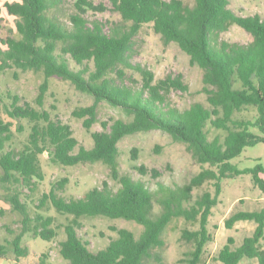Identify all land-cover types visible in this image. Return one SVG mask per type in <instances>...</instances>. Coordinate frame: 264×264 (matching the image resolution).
<instances>
[{"label": "trees", "instance_id": "16d2710c", "mask_svg": "<svg viewBox=\"0 0 264 264\" xmlns=\"http://www.w3.org/2000/svg\"><path fill=\"white\" fill-rule=\"evenodd\" d=\"M120 20L106 29L97 20H88L86 13L104 11L102 3L92 0H72L71 10L65 12L64 0L5 1L3 7L15 17L16 35L0 36V71L15 69L43 74L36 101L43 104L48 79L59 76L90 94L94 102L73 111L83 118V127L93 144L86 148L79 143L69 123L53 118L44 108L38 109L18 94H10L11 102L4 108L9 118L30 121L29 138L19 151L7 149L12 138L11 120L0 118V187L2 199L21 215V231L12 240L16 256L28 254L21 237L33 232L50 241L57 235L54 217L36 213L32 218L21 199L23 189L32 191L43 179L38 158L46 154L52 162L76 165L101 161L116 182L114 189L103 180L101 187L89 190L83 198L67 200L57 192L66 179L55 184L39 199L38 208L49 202L58 212L67 214L63 224L65 238L58 242L60 255L69 264H162L155 251L164 245L161 237L174 217L197 222V229L184 228L181 237L191 244L175 264H204L206 244L212 236L208 220L217 204L220 181L241 174H250L264 192V165L239 168L231 159L239 156L246 146L264 143V17L242 14L231 6L230 0H109ZM144 24H151L163 43L176 42L188 54L189 61L202 69V90L206 102H195L180 110L172 106L168 96L176 89H186L181 74L155 78L153 71L133 64L130 51L133 37ZM237 25L251 40L229 41L220 33ZM139 73V85L124 81L125 69ZM118 78V79H116ZM120 80V81H117ZM100 101L131 114V119L102 122V130L91 131L97 120L96 106ZM253 110L246 118L243 110ZM19 124L17 130H22ZM159 128L178 141L186 143L200 170L182 184L171 186L157 181L151 188L141 179L120 171L118 142L127 134ZM211 130H217L211 134ZM131 160H137L132 149ZM141 175H160L155 168L142 163L133 164ZM213 181L212 194L204 190L193 198L194 191ZM1 198V195H0ZM158 203L160 212L154 211ZM6 208L0 207V220ZM104 216L110 219L132 220L143 226L138 236L125 227L111 225L116 233L103 248L91 250L78 234L81 219ZM255 223L251 235L239 246L232 247L234 238L215 255L219 264H237L242 258L256 259L264 264V206L259 210H237L224 219L226 228L237 221ZM29 222H38L34 229ZM0 245V254H3ZM35 264H49V254L43 252Z\"/></svg>", "mask_w": 264, "mask_h": 264}, {"label": "rangeland", "instance_id": "374dc122", "mask_svg": "<svg viewBox=\"0 0 264 264\" xmlns=\"http://www.w3.org/2000/svg\"><path fill=\"white\" fill-rule=\"evenodd\" d=\"M5 1L0 0V36L16 35L15 17L9 15L4 7ZM95 4L102 3L104 11L86 13L88 20L97 19L106 25V29L114 22L120 20V15L113 9L109 0H92ZM231 6L242 14H259L264 17V0H230ZM65 12L71 10L72 0H64ZM220 38L229 41L247 42L251 36L239 26L233 24L220 33ZM130 60L133 64L139 63L153 71L155 78H164L167 75L176 76L181 74L186 84V89H176L168 96L172 106L183 110L195 102H206V94L202 90V69L189 61V56L176 42L163 43L160 35L156 33L151 24H144L139 32L133 37V45L130 51ZM41 72L17 71L5 69L0 71V118L11 120L12 138L6 144L7 149L19 151L27 143L30 133L31 122L28 120L11 119L8 117L4 104H9L11 99L7 96L18 94L22 101L29 102L32 106L47 109L53 118L69 123L79 143L90 148L93 144L89 132L83 127V118H77L73 111L79 107L93 104V97L77 89L69 80L59 76H51L48 79V88L40 106L36 101L39 85L43 81ZM118 79V78H116ZM125 83L139 85V73L131 68L125 69ZM120 81V80H117ZM97 120L92 124L91 131L102 130V122L113 119L128 121L131 114L116 108L106 101H100L96 106ZM246 118L253 117V110H243ZM19 124L22 130H17ZM217 130H211L214 134ZM120 171L128 173L135 179H141L151 188L156 187V182L161 181L167 185L176 186L186 183L190 177L200 170L201 166L193 159L186 143L175 140L170 133L159 128L137 131L125 135L119 142ZM132 149L137 151V160H131ZM231 162L239 168L253 167L257 163L264 165V143H256L246 146L241 154ZM38 163L43 174V179L37 183L32 191L24 188L21 199L28 207L30 216L36 213L44 216L54 217L53 226L57 235L50 241L42 240L33 232H26L21 237V245L27 247L28 254L19 257V264H35L41 253L49 254V264H69L59 253L58 242L65 238L63 224L67 222V214L58 212L49 202L38 208L39 199L44 192H48L55 184L66 179L62 188L57 190L58 194L67 200L83 198L85 194L94 187H101L103 180H108L115 189L116 182L110 177L108 167L101 161L83 162L76 165H63L52 162L46 154L39 155ZM142 163L148 169L155 168L160 175L153 177L150 174L141 175L133 168V164ZM264 179V173L260 174ZM204 190L214 194L216 187L213 181H208L195 190L193 198L198 197ZM0 207L6 208L5 214L0 220V245L3 246V254H0V264H14L16 256L13 252L12 240L21 231V215L10 208L3 197V189L0 187ZM264 206V192L254 183L250 174H241L232 178H223L220 181V191L217 196V204L212 208L208 220V230L212 236L205 246L204 264H219L215 259L218 250L227 243V238L232 236L234 244L239 246L245 236L251 235L255 223L253 221H237L232 228H226L224 219L237 210H259ZM158 203L154 205V211L160 212ZM38 222H29V227L34 229ZM125 227L134 232L136 236L142 231L143 226L132 220L122 218L110 219L104 216H91L81 219V227L78 234L86 240L91 250L103 248L107 241L116 236L109 227ZM198 223L186 221L183 217H174L162 233L164 245L156 248L161 257L162 264H175L187 251L191 244L181 237L184 228L197 229ZM264 248V238L261 240ZM237 264H258L256 259L242 258Z\"/></svg>", "mask_w": 264, "mask_h": 264}]
</instances>
